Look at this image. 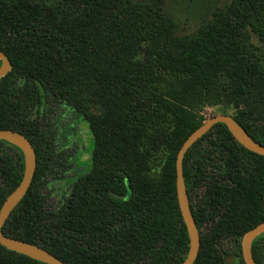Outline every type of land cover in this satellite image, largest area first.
Segmentation results:
<instances>
[{
  "label": "trees",
  "instance_id": "trees-1",
  "mask_svg": "<svg viewBox=\"0 0 264 264\" xmlns=\"http://www.w3.org/2000/svg\"><path fill=\"white\" fill-rule=\"evenodd\" d=\"M0 49L13 64L0 79V129L24 134L37 154L3 233L65 264H181L190 242L176 159L207 121L202 109L233 107L264 145V0H228L188 34L166 0H0ZM79 120L92 150L71 177ZM24 167L21 149L0 140V209ZM183 167L201 235L195 264H244L242 238L264 222V156L218 123ZM56 177L61 206L49 209L44 190ZM252 254L264 264V234ZM0 264L46 263L0 244Z\"/></svg>",
  "mask_w": 264,
  "mask_h": 264
},
{
  "label": "water",
  "instance_id": "water-1",
  "mask_svg": "<svg viewBox=\"0 0 264 264\" xmlns=\"http://www.w3.org/2000/svg\"><path fill=\"white\" fill-rule=\"evenodd\" d=\"M0 79L4 78L12 69L13 64L5 52L0 49ZM225 124L235 140L251 152L264 156V145L256 142L248 132L241 127L231 115L220 114L205 121L183 143L176 159V187L179 207L189 235V252L181 264H195L198 258L201 235L193 216L189 196L184 178V158L188 150L215 124ZM0 140H6L18 146L24 156V174L21 183L8 195L0 209V244L8 250L23 254L46 264H65L57 256L36 244L7 236L2 228L13 210L29 191L37 168V154L32 142L21 132L11 129H0ZM264 234V222L247 231L241 241L244 264H257L252 254V243L256 237ZM226 263L230 264L226 258Z\"/></svg>",
  "mask_w": 264,
  "mask_h": 264
},
{
  "label": "rangeland",
  "instance_id": "rangeland-1",
  "mask_svg": "<svg viewBox=\"0 0 264 264\" xmlns=\"http://www.w3.org/2000/svg\"><path fill=\"white\" fill-rule=\"evenodd\" d=\"M228 0H166V8L170 16L179 24V34H188L195 31L203 21L210 17L211 12L218 6L225 4ZM255 40V39H254ZM256 41V40H255ZM236 110L226 104L218 106H206L202 109V116L208 120L216 115L227 114L235 115ZM81 131L76 138L81 141L79 151L81 152V160L69 159V163L65 167L68 169V175L73 177L81 170L80 165L86 168V160L88 152L91 155L92 138L87 122L79 120ZM72 144L71 147H78V140L74 137L73 131L67 129L65 134ZM78 154V153H77ZM72 161V162H71ZM86 170V169H85ZM84 170V171H85ZM49 183L45 187L46 205L49 209H58L61 206V194L64 190V184L60 179L50 178ZM207 229L206 227L204 230ZM230 264H235L234 256H227Z\"/></svg>",
  "mask_w": 264,
  "mask_h": 264
}]
</instances>
